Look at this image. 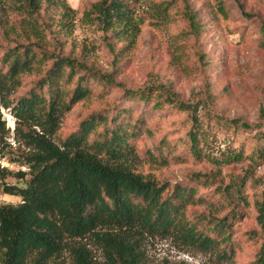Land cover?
<instances>
[{"label":"trees","instance_id":"1","mask_svg":"<svg viewBox=\"0 0 264 264\" xmlns=\"http://www.w3.org/2000/svg\"><path fill=\"white\" fill-rule=\"evenodd\" d=\"M136 1L96 0L83 10L80 20L106 32L108 47L125 40L116 51V56L122 55L140 33ZM50 2L47 0L48 5ZM21 4L25 17L19 30L13 25L2 30L9 44L0 50V108L8 109L15 118L14 137L22 139L27 149L17 158L27 171L19 170L16 175L29 178L23 186L9 184L5 181L8 169H0L1 190L19 198L17 204L0 203V264H145L144 241L155 236L178 238L186 246L205 251L220 248L226 255L230 238L225 234L227 221L208 219L204 213L190 210L217 198L230 206V218L236 219L250 204L240 183L222 189L211 183L221 178L220 166L227 164V156L203 153L195 119L183 137L170 140L166 134L157 135L160 118L155 119L154 113L159 116L172 109L190 112L193 107L169 86L163 91L152 86L132 89L118 82V104L112 101L89 111L71 130L62 132L61 113L78 103L86 105L97 93L88 76L99 74L97 82L104 85L98 94L112 84V77L93 67L87 76L82 71L87 68L83 60L54 54L43 45L40 27L58 24L66 33L74 19L72 8L65 6L58 18L43 24L34 15L42 0H23ZM204 6L210 21L216 20V13L229 16L223 0H217L216 7L210 1ZM187 15L194 30L209 26L199 11L188 10ZM259 32L264 37V25ZM50 60V67L44 70ZM27 79L34 83L30 89L11 98ZM123 99L128 103L119 104ZM240 125L247 128L244 122ZM4 131L0 111L2 142ZM139 153L154 169L196 160L213 167L209 173H196L190 181L171 185L154 173L144 174ZM252 199L264 233V193L254 192ZM89 244L101 250L103 263ZM66 251L69 263L62 258ZM252 264H264V243Z\"/></svg>","mask_w":264,"mask_h":264},{"label":"rangeland","instance_id":"2","mask_svg":"<svg viewBox=\"0 0 264 264\" xmlns=\"http://www.w3.org/2000/svg\"><path fill=\"white\" fill-rule=\"evenodd\" d=\"M22 1L0 0V50L9 44L2 30L13 25L18 31L22 25L25 17L21 13ZM94 1L51 0L48 5L47 0H42L41 9L34 14L43 24H48L49 20L58 18L65 6L72 8L74 19L66 33L60 30L58 24L45 29L40 27L43 45L54 54L71 55L78 61L83 60L88 69L82 71H86L87 76L93 67L98 72L111 75L113 81L103 94H98L104 83L97 82L99 74L88 76L97 93L86 105L78 103L61 113L62 132L71 130L89 111L112 101L117 103L121 95L118 82L132 89L152 86L163 91V87H171L179 99L189 103L193 110L180 112L172 109L159 116L154 113L155 119L160 118L158 137L162 134L170 140L183 137L186 129L191 128L192 119H195L199 124L197 131L203 153L213 156L223 154L228 159L226 165L220 166L221 178L211 180V183L215 186L219 184L221 189L229 183H240L250 204L242 208L236 219L230 218V206L217 198H212V204L195 205L190 210L204 213L208 219L224 218L227 221L225 234L229 233L230 238L226 255L220 248L205 251L197 246H186L178 238L155 236L144 241V262L252 264L257 249L264 243V233L258 224L252 199L254 192L264 193V37L259 32L264 25V0H223L229 16L224 18L216 13L214 21H210L204 2L210 1L216 7L217 0H137L134 12L141 21L140 33L124 53L117 56L116 51L126 44L125 40H119L114 48L108 47L106 32L96 24L80 20L83 10ZM188 10L204 14L202 21L209 26L205 25L200 31L194 30L190 26ZM109 40L113 38L109 37ZM27 41L24 38V43ZM115 57H120L116 63L119 67L114 63ZM51 62L47 61L43 69H48ZM31 80L23 82L11 98L19 91L30 89L34 84ZM124 103L128 102L125 99L119 102L121 105ZM0 111L5 120L3 142L0 141V169H8L7 183L23 186L29 176L17 177V171H27L17 158L27 149L22 139L14 137V131L7 128L10 111L4 107ZM232 120H237V123L230 124ZM242 122L247 124V128L240 125ZM12 135L14 145L9 144ZM147 145H150L149 141ZM138 161L144 174L154 173L160 181H169L171 185L178 181H190L196 173H209L213 167L206 161L196 160L154 169L145 164L140 153ZM18 199L3 193L0 188V203L17 204ZM89 248L98 262L103 263L101 250L93 244H89ZM62 258L66 263L71 261L67 251Z\"/></svg>","mask_w":264,"mask_h":264},{"label":"built area","instance_id":"3","mask_svg":"<svg viewBox=\"0 0 264 264\" xmlns=\"http://www.w3.org/2000/svg\"><path fill=\"white\" fill-rule=\"evenodd\" d=\"M9 116H10V117H8L9 120L7 121V123H8V127H7V128H8L11 132H13V131H14V126H15V119L13 118L12 115H9ZM3 119H4V118H3ZM11 139H12V141L9 140V142H10L11 145H14V144H15V141H14L13 135H12Z\"/></svg>","mask_w":264,"mask_h":264}]
</instances>
